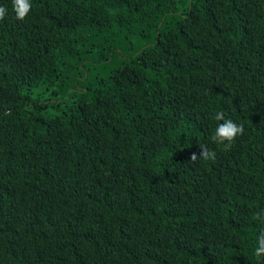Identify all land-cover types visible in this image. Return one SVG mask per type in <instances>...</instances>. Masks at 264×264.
<instances>
[{"label":"trees","instance_id":"trees-1","mask_svg":"<svg viewBox=\"0 0 264 264\" xmlns=\"http://www.w3.org/2000/svg\"><path fill=\"white\" fill-rule=\"evenodd\" d=\"M32 5L0 0V264H264V0Z\"/></svg>","mask_w":264,"mask_h":264},{"label":"clouds","instance_id":"clouds-1","mask_svg":"<svg viewBox=\"0 0 264 264\" xmlns=\"http://www.w3.org/2000/svg\"><path fill=\"white\" fill-rule=\"evenodd\" d=\"M13 10L16 13V18L20 21H24L32 10V0H12ZM7 16V9L0 6V22L4 21ZM214 119L218 122L215 128L214 134L211 136V140L218 145H222L225 150H230L232 145L236 142L238 137L245 134L244 125L237 124L231 119L225 117L223 112L215 114ZM201 154L197 156L193 154L192 161L202 157L204 160H215L216 152L209 150L206 146L201 145ZM256 218H259V213L256 214ZM255 255L257 257L264 256V233L258 238V246L255 249Z\"/></svg>","mask_w":264,"mask_h":264},{"label":"rangeland","instance_id":"rangeland-1","mask_svg":"<svg viewBox=\"0 0 264 264\" xmlns=\"http://www.w3.org/2000/svg\"><path fill=\"white\" fill-rule=\"evenodd\" d=\"M48 90V88H46V89H44L41 93L43 94V95H49V97H51V98H54V97H60V95L59 94H54L53 92H52V90L50 89V91H47Z\"/></svg>","mask_w":264,"mask_h":264}]
</instances>
